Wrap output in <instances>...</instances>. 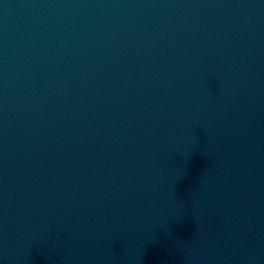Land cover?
I'll use <instances>...</instances> for the list:
<instances>
[{"label": "water", "instance_id": "water-1", "mask_svg": "<svg viewBox=\"0 0 264 264\" xmlns=\"http://www.w3.org/2000/svg\"><path fill=\"white\" fill-rule=\"evenodd\" d=\"M0 264H264V0H0Z\"/></svg>", "mask_w": 264, "mask_h": 264}]
</instances>
